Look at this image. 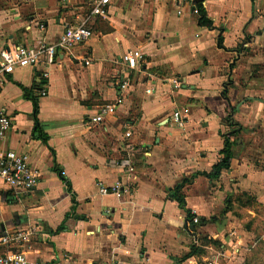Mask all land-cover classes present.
<instances>
[{"label": "crops", "instance_id": "obj_1", "mask_svg": "<svg viewBox=\"0 0 264 264\" xmlns=\"http://www.w3.org/2000/svg\"><path fill=\"white\" fill-rule=\"evenodd\" d=\"M89 1L0 0V50L55 43ZM199 1L211 27L198 25ZM88 25V41L0 89L11 119L0 151L27 155L39 174L30 191L0 182V237L33 229L19 250L36 264H189L210 246L225 262L242 255L264 214V0H116ZM122 80V105L91 126ZM175 108L187 111L181 128ZM226 137L229 168L211 179ZM129 177V194L98 193Z\"/></svg>", "mask_w": 264, "mask_h": 264}, {"label": "built area", "instance_id": "obj_2", "mask_svg": "<svg viewBox=\"0 0 264 264\" xmlns=\"http://www.w3.org/2000/svg\"><path fill=\"white\" fill-rule=\"evenodd\" d=\"M116 0H91L89 1L88 13L84 19L77 25H67L64 27L61 36L55 43H46L45 40H38L32 46L22 44L13 45L0 50V89L5 81V77L12 75L16 69H37L40 67H47L52 65L57 57L58 51H69L74 46H78L92 37L91 29L88 25V20L93 18H104L111 5ZM185 2L186 0H178ZM123 64L130 70H134L137 66V58L126 53L121 57ZM46 73H44V76ZM174 83V88H178V83ZM129 87L128 80H122L118 84V95L110 104H106L99 109V112L88 119V123L92 126L98 125L104 121L105 116L114 115L116 108L122 105L126 91ZM41 96H45V91L41 92ZM185 109L175 108L171 114V123L175 127H183L186 123ZM11 128V119L3 112H0V142L4 138L7 131ZM125 138L129 139L131 134L125 133ZM126 173L133 172L131 167H125ZM38 172L33 170L28 162L27 155L16 154L12 151H0V182L7 185L10 189L30 191L35 186L38 179ZM126 185L118 182L114 186L107 189L106 187L99 186L98 193L101 195L117 194L124 196L130 193L133 180L129 177ZM66 185V183H65ZM198 217L190 219L191 225H199ZM34 230L18 231L11 235L0 237V244L15 248L16 250H9L0 255V264H36L27 258L26 254L19 250L22 248L21 243L30 235ZM208 257L202 260L189 262V264H218L223 260L225 255L223 251L217 250L214 247L206 248ZM113 264V263H110Z\"/></svg>", "mask_w": 264, "mask_h": 264}, {"label": "rangeland", "instance_id": "obj_3", "mask_svg": "<svg viewBox=\"0 0 264 264\" xmlns=\"http://www.w3.org/2000/svg\"><path fill=\"white\" fill-rule=\"evenodd\" d=\"M261 221L263 225L260 231V227L253 225L248 227L247 237L249 239L243 245L242 255L234 253L233 257L226 260V262L223 259L218 264H227V262L229 264H264V214Z\"/></svg>", "mask_w": 264, "mask_h": 264}, {"label": "trees", "instance_id": "obj_4", "mask_svg": "<svg viewBox=\"0 0 264 264\" xmlns=\"http://www.w3.org/2000/svg\"><path fill=\"white\" fill-rule=\"evenodd\" d=\"M196 8H197V12H198V15H199V18H198V25L199 26H204V27H211L212 26V23L211 21L207 18V15L205 13V10L202 6V3L201 1L197 2L196 3ZM33 110H34V114H37V110H38V107H37V102L35 99H33ZM229 121V120H228ZM237 130H234L232 133H231V137H234L237 135ZM43 139L45 140V137H43ZM231 145H232V141H231V138H225V141H224V145H223V149L221 150L220 154L222 156L221 160L219 161L218 164H216L213 168H212V171L211 173L209 174V177L211 179H216L218 178L220 172L222 170H227L229 168V163H230V158H231V152H230V148H231ZM177 202L179 204V206L181 208H184V202L182 200V198L178 197L177 198ZM191 218L192 216L190 215V213L188 214ZM190 218V219H191ZM200 221V220H199ZM199 224H201V221L199 222ZM63 230V227L61 228H58L56 232L58 231H61ZM50 234H53V232L51 231H48ZM196 249H191V252L189 253L188 256H190L191 254H196ZM186 259L183 258L182 260H180L177 264H181L184 260Z\"/></svg>", "mask_w": 264, "mask_h": 264}]
</instances>
